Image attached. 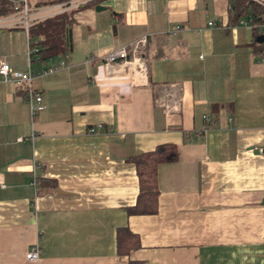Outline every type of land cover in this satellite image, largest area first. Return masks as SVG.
<instances>
[{
	"label": "crops",
	"instance_id": "obj_1",
	"mask_svg": "<svg viewBox=\"0 0 264 264\" xmlns=\"http://www.w3.org/2000/svg\"><path fill=\"white\" fill-rule=\"evenodd\" d=\"M230 3L96 0L73 12L71 49L48 56L30 28L0 26L13 71L64 62L31 79L45 103L33 116L24 88L0 77V264H264V60ZM142 37L146 84L105 72L104 53ZM168 83L181 90L171 118L153 103ZM162 143L178 158L158 164L157 213L128 215L131 156ZM124 226L141 243L127 255Z\"/></svg>",
	"mask_w": 264,
	"mask_h": 264
},
{
	"label": "trees",
	"instance_id": "obj_2",
	"mask_svg": "<svg viewBox=\"0 0 264 264\" xmlns=\"http://www.w3.org/2000/svg\"><path fill=\"white\" fill-rule=\"evenodd\" d=\"M69 2L70 0H29L34 6H44L60 2ZM96 0H88L79 4L75 8L65 9L56 14H52L43 19H38L29 26L31 32L39 35L40 50L38 52L47 54L65 53L71 49L70 27L73 21L72 14L79 6L95 3ZM20 0H0V16L14 13L15 6L21 7ZM254 25V30L258 32L257 24L264 23V7L254 0H231L229 8V21L237 22L246 18ZM60 28L65 31L64 40L57 41L53 30ZM53 33V35H52ZM257 38L261 34L257 33ZM264 36V35H263ZM255 50L262 55L264 53V38L255 43ZM45 56V57H46ZM41 58V57H40ZM43 58V56H42ZM41 58V59H42ZM178 158V147L174 143H162L154 146L153 149L140 151V153L131 156L135 163L136 174L138 177V193L133 205L127 207L129 214H152L157 213L159 187L157 181V167L159 163L174 161ZM49 179H40V185H50ZM117 249L122 255L129 254L130 250L141 245L138 233L131 231L127 226L117 229ZM128 264H144L139 259H129Z\"/></svg>",
	"mask_w": 264,
	"mask_h": 264
},
{
	"label": "built area",
	"instance_id": "obj_3",
	"mask_svg": "<svg viewBox=\"0 0 264 264\" xmlns=\"http://www.w3.org/2000/svg\"><path fill=\"white\" fill-rule=\"evenodd\" d=\"M21 7L15 6V12L9 15L0 16V26L2 25H22L26 31L33 21L43 19L52 14H56L62 10L67 9L70 5L79 0H70L69 2H60L44 6H34L30 4L29 0H20ZM264 7V0H254ZM213 23L212 21L208 22ZM258 32L264 35V23L255 25ZM146 45V38L142 37L136 39L128 44H123L118 47L111 48L109 51L103 54L102 62L105 72L108 74L121 73L127 76L130 83L134 84H146V75L148 73V65L146 57L144 56V47ZM38 51V47H31L27 52L31 56L32 52ZM94 56L90 55L85 58L86 61L93 59ZM264 60V53L262 54ZM63 61H60L57 65L49 66L45 69L32 71L29 67L26 71H13L10 64L5 57L0 58V77L2 81L13 80L24 88V97L28 101V108L33 116L37 111L44 108V97L41 90L36 89L32 85V78L38 75H43L47 72L56 70L58 66H62ZM181 90L177 83H168L157 88L156 96L154 99L155 105L159 107L164 117L171 118L175 114L180 112L181 105ZM206 120L209 117L204 115ZM94 126H90L88 131H94ZM26 258L37 259L38 251L35 247H32L27 253Z\"/></svg>",
	"mask_w": 264,
	"mask_h": 264
},
{
	"label": "rangeland",
	"instance_id": "obj_4",
	"mask_svg": "<svg viewBox=\"0 0 264 264\" xmlns=\"http://www.w3.org/2000/svg\"><path fill=\"white\" fill-rule=\"evenodd\" d=\"M97 5V4H96ZM95 5V6H96ZM53 32H54V37H55V40H57V41H63L64 40V33H65V31H63V29L62 28H60L59 30H53ZM32 35V34H31ZM52 35H53V33H52Z\"/></svg>",
	"mask_w": 264,
	"mask_h": 264
},
{
	"label": "water",
	"instance_id": "obj_5",
	"mask_svg": "<svg viewBox=\"0 0 264 264\" xmlns=\"http://www.w3.org/2000/svg\"><path fill=\"white\" fill-rule=\"evenodd\" d=\"M104 6L103 5H100V4H97L94 8L96 9V10H99V9H101V8H103ZM263 38H264V36H263V34L261 35V38H258L259 40H263ZM57 190V192L59 191H61V190H59V189H56Z\"/></svg>",
	"mask_w": 264,
	"mask_h": 264
}]
</instances>
